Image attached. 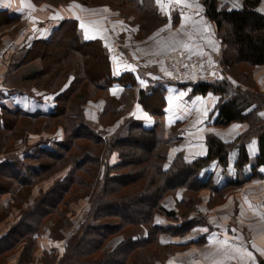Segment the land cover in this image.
Instances as JSON below:
<instances>
[{
  "label": "rangeland",
  "instance_id": "rangeland-1",
  "mask_svg": "<svg viewBox=\"0 0 264 264\" xmlns=\"http://www.w3.org/2000/svg\"><path fill=\"white\" fill-rule=\"evenodd\" d=\"M169 1L143 0L140 6L129 1L115 0H6L3 3L24 11L25 15L10 19L6 13L0 14V98H3L6 92L16 90L19 91L16 92L19 93L18 98L20 94L28 95L31 99L42 100L55 97L57 101L60 100L58 113L64 112L57 118L47 117L48 115L34 117L23 113L14 114L10 109L0 105V163L7 157L17 168L24 167V164L39 166L38 172H34V168L24 167L25 175L28 176L26 181L29 182L26 188L17 189L12 182H4V185L7 184L5 187H9L17 195L14 196L15 200L9 198V201L15 205L21 203L19 207H23L25 203L32 200L33 195L38 191L36 185L41 181L46 183L56 178L52 183L54 186L60 182V178L64 179L67 176L62 168L57 177L37 180L36 176L43 177L46 172L50 177V171L45 170L42 163L30 162L27 157L32 155L29 153L38 154L40 152L38 147L42 141L49 140L53 141L56 151H61L63 156H68V149L63 148L65 144L72 143L71 138L79 133L76 131V126L83 121L89 123L96 133H102L104 138H108L115 133L124 137L123 135L130 129L131 122L142 123L143 120H150L153 122V127L157 126V134L163 141L161 150L167 156L165 165L172 164L175 157L182 156L184 162L202 157L199 156L201 151L198 148L189 147L192 142L190 139L200 140L207 147L206 137L209 134L217 136L225 143L235 142L248 134L250 129L248 122L237 121L222 126L215 122L214 125L198 127L197 124L202 122L200 110L190 122L167 126L160 113L161 106L158 102H153L157 93L138 98L139 93L135 88L133 104V101L125 97L123 99L122 95L118 96L107 90L96 89L95 84L88 78L87 70L91 72V75H98L99 71L106 68V61L103 58L104 55L100 54L97 44L87 49L73 47L77 20L88 22L96 32L102 33V39L110 45L105 46L102 40H99V43L108 56L115 52L125 62L139 65V68L146 72L149 70L162 72L166 74V78L167 76L191 78L193 81L195 79L196 83L201 82L202 78L209 79L208 82L224 79L241 91L264 97V67L259 68L261 65L252 66L248 63L231 67L223 63L225 45L221 42L215 24L205 15V6L202 1L194 0L186 4ZM242 1L219 0V4L226 3L229 7H240ZM168 8L173 10V12L171 10L172 14L167 13ZM181 12H186L189 19H181ZM180 67L184 71L183 75L180 74ZM209 93L218 99V104L221 102L222 98L219 94L214 92L207 94ZM127 106L132 108L128 110ZM257 114L264 118V108ZM258 133L260 131L251 130L247 138L257 137ZM191 135L195 137L189 138ZM230 138L234 140L226 142ZM74 140L72 144L75 148L71 151V155H77L80 152L76 144L85 142L80 138H74ZM63 141H66L64 145ZM99 157L105 162L101 167L102 172L108 162L112 164L120 161L117 151L107 157L101 153ZM18 160H22V163ZM44 160L50 164L57 161L47 156ZM60 167L57 164L54 166L55 169ZM244 167L237 168L238 172ZM19 173L22 175V170ZM241 179L242 177L239 178ZM211 180L213 184L214 177ZM243 185L244 183L226 190H215L209 187L197 193L183 185L166 195L162 204L175 210L179 216L184 212L189 213V217L195 218L198 223L194 225L191 234L199 236L201 231L198 228L201 226L202 229L210 228V225H205V222L219 225L222 221L215 223L213 220L217 217L219 219L229 217L230 212L226 215L228 210L222 203L228 198L232 200L233 194H236ZM220 191L223 192L220 193ZM74 193L72 196L68 194L65 197L64 204L58 210L62 219L59 213L55 220L51 218L55 222L50 221L53 238L69 239L85 220L90 208L91 192L82 194L75 191ZM36 196L33 200L35 203L42 196V192ZM33 207L35 205H32L28 211ZM0 208L2 209H0V221L8 219L10 215L7 214L11 207L0 205ZM28 211L20 215V219L3 237L6 240L5 244L8 247L12 246L8 252H0V261L4 264L8 263V259L16 256L21 260L19 264H29L35 260L39 245L37 240L20 235L28 226H35L34 214L24 216ZM157 215L160 221L164 219L162 224L172 222L170 218H165L159 213ZM20 220L23 224L18 227ZM227 220L229 224L234 223L231 214L230 219ZM56 221H59L57 222L59 224H56ZM5 223L7 224L8 220H5ZM41 225L42 222L38 227ZM127 230L133 235H139L146 232L147 227L133 225ZM160 238L164 242H172L166 239L175 242L164 246V250L168 253L164 256H168L167 260L173 259L176 262L178 254L187 250L186 245L178 244L182 240L181 236H173L174 239H172L171 235L162 234ZM197 244L203 245L200 242ZM222 251L227 250L224 248ZM211 256H213L212 253ZM61 257L58 260L52 259L51 263H58ZM262 260L260 259V263ZM211 261L214 262L213 258ZM155 264H164V262L157 260Z\"/></svg>",
  "mask_w": 264,
  "mask_h": 264
},
{
  "label": "trees",
  "instance_id": "trees-1",
  "mask_svg": "<svg viewBox=\"0 0 264 264\" xmlns=\"http://www.w3.org/2000/svg\"><path fill=\"white\" fill-rule=\"evenodd\" d=\"M115 1H129L140 6L139 4L143 0ZM201 1L205 6V15L215 24L221 42L225 45L223 63L231 67L241 63H248L252 66L264 65V12L258 9L261 0H243L240 7L233 8L226 3L220 5L219 0ZM77 26L76 24L77 37L75 35L73 47L76 49L79 46L87 49L90 46L98 45L100 54L104 55L106 68L99 71L98 75H91V72L87 70V76L95 84L96 89L108 91L109 87L116 82L112 73L110 56L99 40L84 41L76 31ZM121 81L124 83L123 80ZM192 87L193 94L204 95L214 92L222 98L216 106L217 125H229L237 121L248 122L250 124L248 134L232 143H225L217 136L209 134L206 137L207 153L205 156L189 162H184L182 156L175 157L172 164L165 165L167 156L161 150L163 141L157 134V126L146 128L141 122H131L130 129L127 134L123 135L124 137L115 133L104 138L102 133H96L89 123L83 121L76 126V131L79 133L71 138L72 143L75 141L74 138L85 140L83 144H76V148L80 151L77 155H71L75 145L72 143L66 145V141H63L62 144H65L63 149H68V156H63L61 151L56 150L40 151L38 154L26 156L30 162L42 163L45 170L50 171V178L61 173L62 168H64L63 173H66L67 176L64 179L60 178V182L49 190L42 191V196L36 201L35 207L27 210L28 212L24 215L34 214L36 226H28L25 232L20 235L29 239L34 238L32 235L41 229L47 218L56 219L58 210L64 204L68 194L72 196L75 191L82 194L91 192L90 208L85 220L67 239L63 255L57 264H155L157 260H163L164 264H168V256L164 257L168 253L164 250V246L175 242H164L160 236L162 234L186 235L198 222L195 221V218L189 217V213L182 212L179 216L175 210L166 208L162 204L166 195L183 185L189 187L194 193L209 187L215 190H226L238 187L247 179L261 176V173L254 168L248 178L243 176L239 180L241 177H237L223 187L212 184L211 178L201 177L202 170L214 160L226 168L229 151L234 147L240 149L235 164L236 168L241 169L248 164L251 159L246 143L250 140L247 136L251 130L253 132L260 131L257 136L260 153L255 159L254 165L256 167L264 165V118L257 114L260 109L264 108V97L241 91L224 79L214 82H198ZM133 92H135V83L133 86L126 87L121 95L123 99L125 97L129 101H133L134 104L135 95ZM138 93V98L157 93L153 102H158L161 106L160 113L163 116L164 88L160 89L159 86H154L150 89H140ZM59 103L60 100L57 101L55 111L47 114V117L57 118L60 114H64V112L58 113ZM131 108V106L126 107L128 110ZM22 112L17 108L13 113L20 114ZM33 116L40 115L34 114ZM136 129L139 130L136 131ZM114 151L119 153L120 161L112 164L108 162L102 172L101 167L105 162L99 157V154L103 153L107 157ZM45 156L59 162L47 163L44 160ZM18 161L22 163V160ZM56 164L61 166L58 168L60 170L54 168ZM24 166L28 167L25 164ZM7 170L11 173L14 172L13 174L17 176L20 174L11 161L1 162L0 171L6 172ZM47 177L49 178L48 172L43 177L36 176L37 180ZM27 178L26 175L24 177L19 175L18 181H26ZM65 180L66 183L63 184ZM3 191L4 188H0V194ZM33 211L34 213H32ZM158 213L172 219V222L170 224L156 222L155 216ZM59 216L62 219L60 213ZM41 222L42 225L38 227ZM57 222L59 221H56V224H59ZM22 224L23 221L20 220L17 226L20 227ZM133 225L146 226L147 231L133 235L127 230ZM205 225L209 224L205 222ZM29 232L31 234H28ZM117 235H122V240L114 248L104 250L108 240ZM0 241L1 252H8L12 246L8 247L4 238ZM204 241L205 237L202 236L196 243ZM261 264H264L263 260Z\"/></svg>",
  "mask_w": 264,
  "mask_h": 264
},
{
  "label": "crops",
  "instance_id": "crops-1",
  "mask_svg": "<svg viewBox=\"0 0 264 264\" xmlns=\"http://www.w3.org/2000/svg\"><path fill=\"white\" fill-rule=\"evenodd\" d=\"M190 1L193 2L194 0H187V2L186 0H183V3L186 4ZM223 1L228 2V0ZM4 2H6V0H0V14L6 13L7 17H10V19L25 15L24 11H20L19 9L13 8L10 5L8 6L7 3L3 4ZM169 2L172 3V0ZM258 9L261 12H264V0H261ZM171 10L172 9L168 8L167 13H171ZM187 15L188 14H186V12L180 13L181 19L188 18ZM76 24L78 25L76 31L79 35H81L84 41L102 40L105 46L110 45L102 39V33L99 31L96 32L88 22L77 20ZM110 62L112 73L116 78V82H114L109 87V93L120 96L126 87L133 86L134 83L137 92H139L140 89H150L154 86H159L160 89L164 88L165 105L163 107V120L165 125L171 127L177 124L190 122L193 120L198 110L202 112V122L197 124L198 127H206V125L215 124L218 117V111L216 110L218 99L212 95V93L207 95L193 94L192 85L171 83L166 79L165 73L152 72L151 70L146 72L139 68V65L136 66L135 64L125 62L120 56L115 54V52L111 53ZM261 67H264V65L259 66V68ZM127 73L128 75L126 76ZM120 77L122 78L119 79ZM121 80H123L124 83ZM17 91L18 90L14 92H6L3 98H0L2 99V101H0V105L10 109L12 112L19 108L23 111V114L30 116H33L34 114L40 116L47 115L55 111L57 104L55 97L42 100L38 98L31 99L28 95L20 94L18 98L19 93H16ZM206 122L207 124H205ZM142 123L146 128H152L154 126L153 122L150 120H143ZM192 137L195 136H189V138ZM227 140L228 141L226 142H232L234 139L230 138ZM190 141H192L190 142V148H198L201 151L199 156L206 155L207 147L204 142L202 143L200 140L196 139H190ZM246 148L251 161L246 164L244 169L240 170V172H238L235 166L240 149L239 147H234L232 150H230L228 165L226 168L221 166L217 160H214L207 167H205L203 169L205 171L202 170L201 173V177L204 179L210 177L213 179L214 177L213 184L217 187H223L230 180L236 179L237 177L244 176V178H248L253 173L254 168H256L257 172L261 173V176H258L257 178H252L250 180L247 179V181L244 182V185L236 191V194H233V201L228 198L222 203L223 207L228 210L226 215L228 212H230L234 223H228L227 219H230L229 214L227 219H219L217 217L216 220H213L215 223L216 221H222V223L219 225L209 224L210 228L202 229V226L198 228L201 231L199 236H194L191 234L193 232L192 229L186 235H183V237L181 236L182 240L178 242L180 246L186 245L187 250H183L178 254L176 262H174L172 259L169 260L168 264H261L260 259L264 260V165H259L257 167L254 165V160L260 153L259 138L253 137L248 140L246 143ZM38 149L39 151H54L55 147L53 141L49 140L42 141V144L39 145ZM2 160L3 162L11 161L7 157ZM15 167L20 172L22 170L23 176H20L24 177L26 173L24 170L25 166L22 168H17V166ZM38 167L39 166H37V164H32V166H28L27 169L34 168V172H37ZM13 173L14 172L11 173L8 170L6 172L0 171V188H4V191L0 195V205L11 207L7 214L10 215V217L0 221V240L7 234L10 227L12 228V226L20 219V215L27 211L32 205H35L33 200L35 197H37L36 195L52 187V183L56 179L52 177L53 179L46 181V183L41 181L40 184H37L36 186L38 191L35 195H33L34 197L32 200L28 203H25L23 207H19L21 203L15 205L9 201V198H12L11 200H15L14 196L17 195H15L9 187H5L7 184L4 185V182H12L13 185L17 187V189L26 188V185H28L29 182L18 181L19 175L17 176ZM211 175H213V177ZM17 189L15 191H17ZM164 206L166 207V205ZM155 217L156 222L164 223L163 218L161 221L159 220V215ZM5 220H8L7 224L5 223ZM50 221L55 223L50 217L47 218L41 229L32 235L34 236V239L37 240L39 245L35 255V260L29 264H57L51 263L52 259L56 258V260H58V258L63 255L67 239L60 238L58 240L53 238ZM35 224L36 219L34 220V225ZM202 236L205 237V241L202 243L203 245H199L196 243V241ZM172 239H174L173 236ZM121 240L122 235L112 237L106 243L104 250L107 251L114 248ZM166 240L172 242L174 241L169 239ZM1 248L2 244L0 241V250ZM224 248L227 251L223 252L222 249ZM211 253L213 256H211ZM212 258L214 262L211 261ZM20 261V258L17 256L11 257L8 259L7 264H19ZM0 264H4V262L0 261Z\"/></svg>",
  "mask_w": 264,
  "mask_h": 264
},
{
  "label": "built area",
  "instance_id": "built-area-1",
  "mask_svg": "<svg viewBox=\"0 0 264 264\" xmlns=\"http://www.w3.org/2000/svg\"><path fill=\"white\" fill-rule=\"evenodd\" d=\"M182 69V67H180V70ZM180 74L181 75H183L184 74V71L183 70H181L180 71ZM170 75H172V73L170 74ZM167 79L169 80V81H171V82H174V83H179V84H186V83H188V84H195L196 83V80L194 79V81L193 80H191V78H181V77H174V76H167ZM208 82V81H210L209 79H206V78H202V80H201V82Z\"/></svg>",
  "mask_w": 264,
  "mask_h": 264
},
{
  "label": "snow or ice",
  "instance_id": "snow-or-ice-1",
  "mask_svg": "<svg viewBox=\"0 0 264 264\" xmlns=\"http://www.w3.org/2000/svg\"><path fill=\"white\" fill-rule=\"evenodd\" d=\"M157 2H159V0H157ZM175 2H176L177 4H180V3L183 2V0H175Z\"/></svg>",
  "mask_w": 264,
  "mask_h": 264
}]
</instances>
